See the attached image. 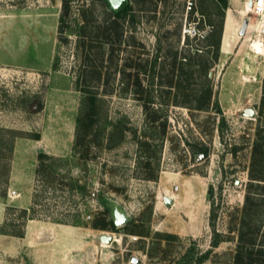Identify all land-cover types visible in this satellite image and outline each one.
I'll return each instance as SVG.
<instances>
[{
    "label": "rangeland",
    "instance_id": "obj_1",
    "mask_svg": "<svg viewBox=\"0 0 264 264\" xmlns=\"http://www.w3.org/2000/svg\"><path fill=\"white\" fill-rule=\"evenodd\" d=\"M186 1L130 0L114 18L71 0L60 32L62 0H0V233L24 241L0 264H177L214 232L200 264H235L240 229L264 244V203L258 222L243 216L264 91L254 19L246 0ZM195 21L204 38L183 35ZM207 89L223 121L195 109ZM117 214L125 224L92 227Z\"/></svg>",
    "mask_w": 264,
    "mask_h": 264
},
{
    "label": "trees",
    "instance_id": "obj_2",
    "mask_svg": "<svg viewBox=\"0 0 264 264\" xmlns=\"http://www.w3.org/2000/svg\"><path fill=\"white\" fill-rule=\"evenodd\" d=\"M69 1L70 0H62V10L59 16V31H63V20L64 17L69 12ZM219 4H221L224 8L226 7V0H216ZM117 14V13H116ZM118 15V14H117ZM115 29V26H113ZM222 23H219L217 29V36L216 38L209 43L215 48V56L217 54V49L219 46V41L222 35ZM111 30V29H110ZM109 31V29H108ZM109 36L107 37V39ZM213 43V44H212ZM203 50L197 49L195 54L200 56V60L203 59L204 54L202 53ZM202 57V58H201ZM155 60V59H154ZM208 68L207 63H200V70L206 75L205 71ZM262 88H264V84H262ZM195 97H200L203 99L204 104L202 106L196 107V110L199 111H208L211 108H214L217 114L219 115L221 121H223L224 116L217 104L214 102V106H210L212 103L211 97L212 92L211 89H207L203 92L194 93ZM89 103L91 104L89 111L87 112L89 116L93 114V107H94V98L93 95H88ZM257 119V126L254 132V137L252 141V148H251V161L250 166L248 169V182L245 185V193H244V200H243V216L248 218V221L245 220L246 225L250 224L251 219H255L257 222L262 215V211L260 210V205L264 203V91H262V95L260 98V103L258 106V112L256 115ZM92 120L90 119V122ZM89 122V123H90ZM143 146V144H140ZM198 150H203V147L200 146ZM194 152V151H193ZM41 155V154H39ZM214 216H212L213 219ZM244 223V224H245ZM110 226L111 228L114 227L113 220H105V217L97 219L93 222V228H102L105 226ZM258 227L260 225H257ZM22 233L14 234L21 236ZM168 235V234H167ZM222 240L220 238V234L218 232H214L212 236V240L210 242L211 248L218 246L219 242ZM211 248L206 250L205 252L199 254L193 261H190L189 256L191 254V250H188L182 260L179 261L177 264H200L208 255ZM264 257V244L257 245L255 242V238L251 234L245 233L243 230H239V234L237 236V245L235 247V253L233 261L235 264H253L257 258Z\"/></svg>",
    "mask_w": 264,
    "mask_h": 264
},
{
    "label": "built area",
    "instance_id": "obj_3",
    "mask_svg": "<svg viewBox=\"0 0 264 264\" xmlns=\"http://www.w3.org/2000/svg\"><path fill=\"white\" fill-rule=\"evenodd\" d=\"M246 4L248 5L247 11L252 14L251 16L254 19V40L258 41L261 46H264V0H246ZM193 5L194 0H187L185 6L186 12L192 9ZM199 23L200 21H195L194 23L184 25L182 29L183 35L195 39L204 38L207 31L211 29V26L209 24L199 25ZM177 188L178 187L175 186V189Z\"/></svg>",
    "mask_w": 264,
    "mask_h": 264
},
{
    "label": "water",
    "instance_id": "obj_4",
    "mask_svg": "<svg viewBox=\"0 0 264 264\" xmlns=\"http://www.w3.org/2000/svg\"><path fill=\"white\" fill-rule=\"evenodd\" d=\"M111 8L115 11L120 10L121 8H123L126 4H127V0H108ZM247 25V21L244 20L242 23V28H241V32L245 29ZM244 115L246 116H254L255 115V111L252 108H246L244 110ZM171 198H166L165 202L166 204H170ZM126 219L123 215L117 214L116 218L114 220V225L115 226H120L125 224ZM100 240L103 242H110L112 240L111 236L108 235H101L100 236Z\"/></svg>",
    "mask_w": 264,
    "mask_h": 264
},
{
    "label": "crops",
    "instance_id": "obj_5",
    "mask_svg": "<svg viewBox=\"0 0 264 264\" xmlns=\"http://www.w3.org/2000/svg\"><path fill=\"white\" fill-rule=\"evenodd\" d=\"M228 16H226L227 19ZM6 206V204L4 203V201H2L0 199V222L3 220L4 218V207ZM23 239V235L19 236V235H10V234H6V233H0V249L4 250L5 253H10L13 251L14 248V244H19L21 245V248L23 247L22 245L24 244V241H22ZM19 246V245H17ZM16 246V247H17Z\"/></svg>",
    "mask_w": 264,
    "mask_h": 264
},
{
    "label": "flooded vegetation",
    "instance_id": "obj_6",
    "mask_svg": "<svg viewBox=\"0 0 264 264\" xmlns=\"http://www.w3.org/2000/svg\"><path fill=\"white\" fill-rule=\"evenodd\" d=\"M71 1V0H70ZM69 1V2H70ZM103 1V3L107 6V8H109V11H110V13L112 14V17H120L122 14H123V12L125 13L128 9H130V0H127V4L123 7V8H121L120 10H118V11H115V10H113L112 8H111V6H110V4H109V2H108V0H102ZM118 15H117V14ZM134 16V15H133ZM132 16V17H133Z\"/></svg>",
    "mask_w": 264,
    "mask_h": 264
},
{
    "label": "bare ground",
    "instance_id": "obj_7",
    "mask_svg": "<svg viewBox=\"0 0 264 264\" xmlns=\"http://www.w3.org/2000/svg\"><path fill=\"white\" fill-rule=\"evenodd\" d=\"M248 7V5H246V8ZM250 46L251 48L256 52L258 51H264V46H261L260 43L256 40H253L251 43H250Z\"/></svg>",
    "mask_w": 264,
    "mask_h": 264
}]
</instances>
